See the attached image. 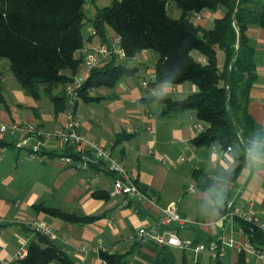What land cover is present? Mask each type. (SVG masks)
I'll return each mask as SVG.
<instances>
[{"label":"crops","instance_id":"0c3cea01","mask_svg":"<svg viewBox=\"0 0 264 264\" xmlns=\"http://www.w3.org/2000/svg\"><path fill=\"white\" fill-rule=\"evenodd\" d=\"M113 1L86 0L88 25L85 26L89 32L86 37L83 30L85 44L76 53L83 62L76 71H63L73 82L53 86V95L65 94L67 98L77 79L83 84L86 82L90 70L84 60L88 52L96 58L97 67L111 61L99 57L95 48L106 45L115 50L120 46L118 36L110 28H107L105 40L95 35L93 19ZM258 1L264 4V0ZM167 12L175 20L184 17L183 10L174 3H168ZM225 13L224 7H220L216 11L188 15V19L195 26L210 30ZM246 34L255 49L257 73L248 110L264 127V28L250 25ZM192 55L196 61L207 63L200 52L193 51ZM217 57L222 69L226 61L224 51L218 49ZM157 60L154 51L140 52L129 61V65L138 68L135 76L123 78L114 89L94 90L92 95L103 97L102 101L78 102L75 108L82 134L122 162L153 202L124 206L121 197L111 195L114 175L106 169L95 166L88 170L78 169L74 164L80 161L66 164L63 160L66 147L57 139L45 141L42 159L32 158L27 149L15 148V143L24 138L23 134L7 132L0 140V145L7 147L0 155V264H13L18 253L23 250L28 253L30 243L37 238L31 226L37 219L52 227L55 234L52 242L66 252L74 264H106L100 257L103 251L124 256L126 264H155L164 247L152 241L141 242L139 231L142 228L174 232L181 239L187 232L190 236L184 240L190 239L196 245L217 241L226 246V252L218 259H213L208 250L196 257L191 249L167 247L177 264H216L218 260L234 264L242 255L248 264H264V260L247 249L249 238L239 219L221 220L230 200L246 204L250 213L264 220V150L246 152L241 144L232 146L231 151L214 144L195 148L192 140L198 135L197 126L206 128L196 112L183 110L167 115L163 105L147 103L146 99L159 97L180 101L196 94L198 87L190 81L144 87L150 73L156 71ZM0 90L2 123H34L53 133L66 126L70 103L59 113L45 93L40 97L31 96L5 60L0 61ZM196 173L201 176V182L194 179ZM203 177L216 183L203 187ZM101 191L109 198H96L95 193ZM171 203L177 205L183 218L198 224L159 226L163 209ZM36 205L96 219L84 224L69 223L43 214ZM175 250L183 251L182 259Z\"/></svg>","mask_w":264,"mask_h":264},{"label":"trees","instance_id":"16d2710c","mask_svg":"<svg viewBox=\"0 0 264 264\" xmlns=\"http://www.w3.org/2000/svg\"><path fill=\"white\" fill-rule=\"evenodd\" d=\"M168 3H174L183 10L181 20L168 15ZM220 7H224L226 13L215 21L213 29H201L188 19V15L216 11ZM86 19V0H0V61L9 62L13 74L31 96L48 95L59 113L66 110L68 101L65 94L53 95L52 87L73 82V78L64 75L63 71H76L83 62L76 53L85 44L83 30ZM250 25L264 28V4L258 0H115L94 17L93 28L95 35L104 40L107 28L112 29L120 38L125 58L113 56L109 63L92 69L86 82L78 89L75 106L78 102L102 101L103 97L93 96L92 92L101 88L114 89L123 78L135 76L138 68L129 65V61L140 52L151 50L158 55L156 79L150 83L151 87L188 81L198 87L196 94L180 101L159 97L146 99L147 103L163 105L167 115L183 110L195 111L206 127L193 138L195 148L214 144L227 149L241 144L246 152L264 150V127L253 119L248 110L257 79L255 49L246 34ZM218 49L226 55L222 69L218 64ZM193 51L204 55L207 63L196 61ZM66 155L75 160L81 157L80 153L73 152L72 147L66 149ZM91 166L105 169L100 163H92ZM200 177L197 173L194 175L198 182H201ZM203 178V187L216 183ZM140 188L147 192L142 186ZM95 197L108 199L109 195L101 191L96 192ZM36 209L74 224L96 219L41 205H36ZM239 221L250 243L263 251L264 233L253 224ZM100 257L106 264H126L124 256L118 254L103 251ZM52 262L74 264L51 238L37 233L27 255L13 264ZM155 264H177V261L164 247ZM216 264L224 263L218 260ZM234 264L248 263L242 255Z\"/></svg>","mask_w":264,"mask_h":264},{"label":"built area","instance_id":"2783aa9c","mask_svg":"<svg viewBox=\"0 0 264 264\" xmlns=\"http://www.w3.org/2000/svg\"><path fill=\"white\" fill-rule=\"evenodd\" d=\"M120 43V38H117ZM96 54L106 60H112L113 56H118L121 59L125 58V52L119 46L115 50L110 49L106 45L95 48ZM85 64L91 71L97 67V60L92 55H86ZM156 79V72H152L149 76V80L143 83L144 87H151L150 83ZM83 85L81 79H77L73 87L67 93L68 102L71 105V109L67 112V124L66 126L57 132H48L40 128L39 125L34 123H20V124H5L0 121V140L1 137L7 132H20L24 138L15 143L17 149H27L30 153V157L36 159H42V153L44 151L45 141L57 139L61 142L66 149L70 147L79 148L80 159L75 160L69 155H64L63 160L66 164L77 163L78 169L88 170L92 163H100L105 169L114 175V183L111 195L114 197H121L123 199L124 206H138L147 201L153 202L149 199L146 193L140 188L137 182L136 176L128 170L122 162L115 158L112 153L96 142L88 139L81 132V125L79 119L75 114V99L77 97L78 89ZM198 134L204 131L202 125L197 126ZM33 140L35 141L34 143ZM6 146L0 145V155L5 153ZM232 147H228L227 151H231ZM183 160V159H181ZM194 190V188H192ZM164 216L158 222L159 226L164 228L170 227L174 223H178L183 227L197 225L198 222L183 218L178 212L177 205L171 203L163 209ZM231 219H240L246 223L257 226L264 233V220L258 218L248 211L246 204H238L234 200H230L226 204L224 215L221 217L223 221H229ZM32 228L36 233H41L51 239L55 237L52 227L46 224L44 221L37 219L31 223ZM139 234L141 236L140 241H152L162 247H175L180 249H191L194 251L195 256L198 257L202 252L208 250L213 259H218L220 255L226 252V246L224 242L213 241L208 245H196L191 240L181 239L174 232H156L154 230L148 231L145 228L140 229ZM247 249L257 254L262 260H264V251L256 249L249 241ZM27 255L26 251L18 253L16 260L23 259Z\"/></svg>","mask_w":264,"mask_h":264},{"label":"rangeland","instance_id":"374dc122","mask_svg":"<svg viewBox=\"0 0 264 264\" xmlns=\"http://www.w3.org/2000/svg\"><path fill=\"white\" fill-rule=\"evenodd\" d=\"M88 25V24H87ZM86 25V26H87ZM86 26L84 27V33L86 34V37H87V34H88V28H86ZM8 62V61H7ZM9 63V62H8ZM153 72H156V71H153ZM151 74V73H150ZM74 107L76 108V106L74 105ZM74 108V109H75ZM184 238L183 239H187V238H189L188 236H190L189 234H187V232H184ZM188 240H190V239H188ZM192 241V240H191ZM175 253H176V255H178L179 257H180V259H182L183 258V251L181 252V251H178V250H175ZM182 264H183V262H182Z\"/></svg>","mask_w":264,"mask_h":264},{"label":"water","instance_id":"95a60500","mask_svg":"<svg viewBox=\"0 0 264 264\" xmlns=\"http://www.w3.org/2000/svg\"><path fill=\"white\" fill-rule=\"evenodd\" d=\"M235 18H236V16H234V18H233V22H234V24L236 25ZM238 38H239V42H241V35H240V34H239ZM229 78H230V68H229V70H228V77H227V81H226V84H227V85H229V80H230ZM242 143H243V142H242Z\"/></svg>","mask_w":264,"mask_h":264}]
</instances>
